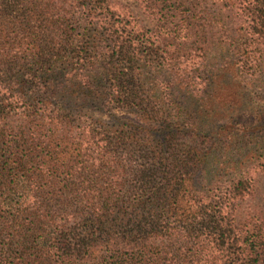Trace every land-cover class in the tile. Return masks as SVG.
Returning a JSON list of instances; mask_svg holds the SVG:
<instances>
[{
	"label": "trees",
	"instance_id": "obj_1",
	"mask_svg": "<svg viewBox=\"0 0 264 264\" xmlns=\"http://www.w3.org/2000/svg\"><path fill=\"white\" fill-rule=\"evenodd\" d=\"M138 2L0 0V264H264V0Z\"/></svg>",
	"mask_w": 264,
	"mask_h": 264
},
{
	"label": "rangeland",
	"instance_id": "obj_2",
	"mask_svg": "<svg viewBox=\"0 0 264 264\" xmlns=\"http://www.w3.org/2000/svg\"><path fill=\"white\" fill-rule=\"evenodd\" d=\"M113 2H118V4H122L129 7L134 12L135 17L137 18L141 26L146 27L147 29L154 27L155 21H153L152 18L148 15V13L142 8L138 0H113ZM170 6L172 8H175L174 9L175 12H173V14L177 13L179 15V13H182L183 11H187V7H180L176 9L177 5H174L173 3H170ZM206 7L209 10L215 9V7H213V5H210L209 2L206 3ZM169 8L168 10H170ZM219 8L221 7L219 6ZM178 18L179 16L177 17L175 15V19L177 20ZM233 25L234 24L230 23L229 27L234 28ZM96 113L99 114V112ZM117 113L126 121L135 122V123L138 122L137 116L131 112L118 111ZM104 117L106 118V120L112 121V119L107 115H105ZM241 117L242 118L245 117L248 120H251L250 114H248L246 111ZM257 184H258V189L256 194L240 204V209H239L240 219H242V221L244 222L246 219L249 220V218H253L254 216H261L263 217L264 220V173L259 175ZM253 220L255 219L253 218Z\"/></svg>",
	"mask_w": 264,
	"mask_h": 264
}]
</instances>
